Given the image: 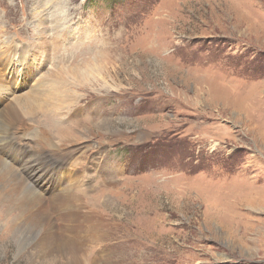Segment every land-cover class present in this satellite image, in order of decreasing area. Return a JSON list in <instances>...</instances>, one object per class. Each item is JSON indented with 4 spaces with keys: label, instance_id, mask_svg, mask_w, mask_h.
<instances>
[{
    "label": "rangeland",
    "instance_id": "374dc122",
    "mask_svg": "<svg viewBox=\"0 0 264 264\" xmlns=\"http://www.w3.org/2000/svg\"><path fill=\"white\" fill-rule=\"evenodd\" d=\"M247 16L257 30L242 28ZM0 52V111L59 81L57 96L77 105L50 120L68 125L55 143L84 144L89 130L114 163L113 182L90 168L99 148L65 164L82 169L81 209L109 227L82 233L64 264H264V0H0ZM171 95L174 112L163 107ZM13 142L0 155L30 165L32 147ZM39 168L38 185L54 177L56 165ZM0 264L46 263L10 234Z\"/></svg>",
    "mask_w": 264,
    "mask_h": 264
},
{
    "label": "bare ground",
    "instance_id": "6f19581e",
    "mask_svg": "<svg viewBox=\"0 0 264 264\" xmlns=\"http://www.w3.org/2000/svg\"><path fill=\"white\" fill-rule=\"evenodd\" d=\"M246 27L249 31L257 30V26L251 16H247L243 21L242 28L245 29ZM152 36L148 38L147 45L151 44V47L156 49L157 52H162L161 44L156 41H159V38L153 36L155 40L152 39ZM15 65H18V63H15ZM61 70L66 73L65 67L61 68ZM55 75L60 77L59 73ZM58 82L42 84L33 93L24 97H13L9 106L4 111H0V153L6 144L13 141H15V144L17 142H26L28 146L32 147L34 153L31 164L28 165L29 167L24 166L23 168L13 166L0 155V227H5L4 235L0 241L5 242L8 235L14 234L17 238L20 254L27 255L32 261L37 259L46 264H64L66 260L69 263V255L73 254V247L77 241L80 242L82 233L90 236L99 235L103 229L109 227L103 221L99 222L94 209L90 211L81 209L77 195L72 190L79 184L78 174L82 172V169L70 171L69 168L65 167V164L69 163L70 167L76 165L74 160L77 156L88 148L96 147L100 149V153H97L95 157L89 160L90 168L100 166L99 171L102 172L104 170L103 173L107 175V180L113 182L112 180L115 178V172L111 168L114 163L111 165L107 162V146L94 143L92 140L94 135L91 131H86L88 133H86L88 141L86 143L84 141V144H73L67 148L65 147L68 143V140L65 141L66 136L60 138L59 135L57 138H59L58 143L60 145L55 143L56 138L52 136L53 132L64 130L68 125L50 128V120L53 117L56 118L60 111L76 107L77 105L76 99L65 101L61 96H57L58 90L56 87L59 86ZM226 92L228 93L227 90ZM226 92H222L221 96ZM164 98L166 100L163 103V107L174 112V107H176V104L174 105L176 102L175 98L178 97L171 95ZM236 103L241 104L239 101H236ZM95 104V107L100 106V102L98 105ZM244 104L245 102H243ZM35 120L36 122H34ZM29 124L33 126V129L29 128ZM167 124L170 128H174L171 123ZM94 125H96L95 121ZM96 127L99 132H110L111 122L105 120L97 124ZM159 128L161 130V125ZM154 130L156 129L154 128ZM145 132L136 136L133 135V137L126 132L117 130L113 132V135L122 141L131 139L144 140L148 136ZM30 133L32 134L28 135ZM171 133L172 130H169L168 135L171 136ZM39 164L56 165L54 177L43 181L42 185H38L33 178L36 177L38 179L41 177V174H37L38 170L41 169ZM26 168H37V170L28 176L24 174ZM107 184H109L108 181ZM59 188H61L60 191ZM54 189L58 190V193L50 197L51 191ZM101 193L98 197L102 198L107 192ZM132 202L135 204L136 201ZM4 218L8 220L6 223L2 220ZM106 222L111 223L112 219L110 218ZM60 231L62 235L64 233L65 235L59 236ZM26 239L28 240L26 241Z\"/></svg>",
    "mask_w": 264,
    "mask_h": 264
}]
</instances>
